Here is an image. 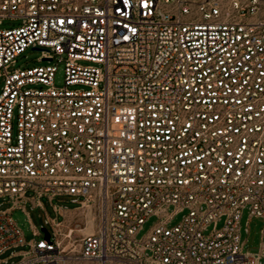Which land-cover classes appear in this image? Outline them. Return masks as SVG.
Instances as JSON below:
<instances>
[{
	"label": "built area",
	"instance_id": "1",
	"mask_svg": "<svg viewBox=\"0 0 264 264\" xmlns=\"http://www.w3.org/2000/svg\"><path fill=\"white\" fill-rule=\"evenodd\" d=\"M5 19L21 23L0 27V256L264 264L240 235L243 209L264 217V0H0ZM29 47L64 60L63 86L56 64L11 69ZM58 195L94 214L79 248L64 220L27 240L13 217Z\"/></svg>",
	"mask_w": 264,
	"mask_h": 264
},
{
	"label": "rangeland",
	"instance_id": "2",
	"mask_svg": "<svg viewBox=\"0 0 264 264\" xmlns=\"http://www.w3.org/2000/svg\"><path fill=\"white\" fill-rule=\"evenodd\" d=\"M21 23V20L17 19H5L0 25L2 28H10L17 26ZM41 51L37 49L27 48L23 53H21L17 58L15 64L11 66V69L22 67H33L38 65L46 64H56L57 71L54 77V83L56 86H63L65 80V63L64 60H59V56L50 62L40 60ZM83 64H93L101 66L98 63H92L89 61H80ZM4 83V77H0V89ZM83 197H80L82 199ZM41 201L44 205L33 207L31 202H26L20 207H16L13 210V217L17 224L21 227L27 240L39 239L44 237V232L41 235H35L33 233V225L42 231V227H46L51 233H53V226L51 223L47 222L48 218H56L58 220H63L64 216L56 211L54 205L59 209L71 210L68 215L65 216L63 224L66 227H75L76 231L73 234V244L76 248H79V239L84 235V227L88 223L87 220L91 219V215L85 214L84 209L80 208L79 202H73V196L71 195H58L54 197L51 201L47 197H42ZM13 205V201L9 200L8 197L0 198V209H5ZM170 212H173V206L169 208ZM87 215V216H86ZM183 212L177 213L169 221V226L176 225L182 219ZM95 220V219H94ZM159 220L158 216H150L146 222L143 224L142 228L137 232L136 237L142 239L146 237L151 228ZM95 223V222H94ZM222 221L218 223V227H221ZM240 235L241 240L244 242V250H250L252 252H257L264 243V217L261 216H250L247 208L243 209L242 216L240 220ZM84 226V227H83ZM95 226V225H94ZM249 226V232L246 231V227ZM83 227V228H82ZM213 225L209 226L208 233L212 230ZM29 248L28 244L12 247L6 250L0 256V264H13L22 258V255L13 256V252L22 251ZM7 259L5 262L4 260ZM70 264H93L86 261H76Z\"/></svg>",
	"mask_w": 264,
	"mask_h": 264
},
{
	"label": "bare ground",
	"instance_id": "3",
	"mask_svg": "<svg viewBox=\"0 0 264 264\" xmlns=\"http://www.w3.org/2000/svg\"><path fill=\"white\" fill-rule=\"evenodd\" d=\"M84 212H85V214H90L91 215V219H89V220H87L88 221V223L86 224V226L84 227V229H85V231H86V229H90L89 231H91V230H93V228H94V225H95V221H94V214H93V212L91 211V209H85L84 210ZM87 216V215H86ZM82 227V228H83ZM88 231V230H87ZM86 231V232H87Z\"/></svg>",
	"mask_w": 264,
	"mask_h": 264
},
{
	"label": "crops",
	"instance_id": "4",
	"mask_svg": "<svg viewBox=\"0 0 264 264\" xmlns=\"http://www.w3.org/2000/svg\"><path fill=\"white\" fill-rule=\"evenodd\" d=\"M69 211H71V210H67V209H64V208H62L61 209V213L63 214V216H64V218H63V220L65 219V216L66 215H68V212ZM88 230V231H87ZM90 229H86V231H84V234H87V233H89V232H92V231H94V228H93V230H91V231H89ZM23 251V250H22ZM22 251H16V252H13V256H15V255H22ZM5 261V260H4Z\"/></svg>",
	"mask_w": 264,
	"mask_h": 264
},
{
	"label": "water",
	"instance_id": "5",
	"mask_svg": "<svg viewBox=\"0 0 264 264\" xmlns=\"http://www.w3.org/2000/svg\"><path fill=\"white\" fill-rule=\"evenodd\" d=\"M35 49H39V48H35ZM42 231L44 232V235L47 239L50 238V232L46 227H42Z\"/></svg>",
	"mask_w": 264,
	"mask_h": 264
}]
</instances>
